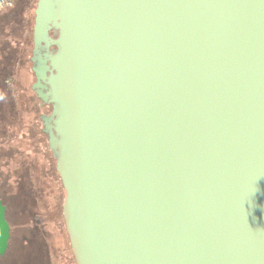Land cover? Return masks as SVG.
Wrapping results in <instances>:
<instances>
[{
	"label": "water",
	"instance_id": "95a60500",
	"mask_svg": "<svg viewBox=\"0 0 264 264\" xmlns=\"http://www.w3.org/2000/svg\"><path fill=\"white\" fill-rule=\"evenodd\" d=\"M33 43L77 264H264V0H38Z\"/></svg>",
	"mask_w": 264,
	"mask_h": 264
},
{
	"label": "rangeland",
	"instance_id": "374dc122",
	"mask_svg": "<svg viewBox=\"0 0 264 264\" xmlns=\"http://www.w3.org/2000/svg\"><path fill=\"white\" fill-rule=\"evenodd\" d=\"M37 2L16 0L0 14V203L10 228L0 264H74L63 214L66 193L43 131V117L52 110L31 89ZM25 243L26 258L15 261Z\"/></svg>",
	"mask_w": 264,
	"mask_h": 264
},
{
	"label": "flooded vegetation",
	"instance_id": "af4514ba",
	"mask_svg": "<svg viewBox=\"0 0 264 264\" xmlns=\"http://www.w3.org/2000/svg\"><path fill=\"white\" fill-rule=\"evenodd\" d=\"M34 1H37V0H34ZM50 36H54V34H53V32H50ZM56 48L55 47H51L50 48V52H53L54 50H55ZM33 50H34V47H33ZM43 53V55H42V57L43 58H45L46 56H47V54L46 53H44V51H42ZM33 56V55H32ZM31 62H32V57H31ZM32 67H33V62H32ZM32 67H31V71H32ZM33 72V71H32ZM33 74H34V77H35V82L33 83V85H35V83H36V76H35V73L33 72ZM33 85H32V91H34V93L36 94V96H37V98L39 99V101H40V105L42 106V107H44V108H46V107H50L51 108V110H53V108L50 106V105H48L47 103H45V101L43 100L44 99V95H45V91H43L42 89H41V87H40V85L38 86V87H36V88H33ZM51 113H52V111H51ZM51 115V114H50ZM49 115V116H50ZM47 119V116H44L43 117V131H44V133L46 134V136L48 137V121L46 120ZM12 132H14V129L13 130H11Z\"/></svg>",
	"mask_w": 264,
	"mask_h": 264
},
{
	"label": "built area",
	"instance_id": "2783aa9c",
	"mask_svg": "<svg viewBox=\"0 0 264 264\" xmlns=\"http://www.w3.org/2000/svg\"><path fill=\"white\" fill-rule=\"evenodd\" d=\"M16 0H0V14L12 9Z\"/></svg>",
	"mask_w": 264,
	"mask_h": 264
},
{
	"label": "crops",
	"instance_id": "0c3cea01",
	"mask_svg": "<svg viewBox=\"0 0 264 264\" xmlns=\"http://www.w3.org/2000/svg\"><path fill=\"white\" fill-rule=\"evenodd\" d=\"M26 246H27V244L25 243L24 245H23V247H25L26 248ZM30 249V245L29 246H27V248L26 249H23V248H21V254L19 253L18 255H16L17 257H15V261H18V257L19 256H21V257H24V258H26V256H27V251ZM17 251V250H16ZM19 252V251H18ZM14 261V260H13Z\"/></svg>",
	"mask_w": 264,
	"mask_h": 264
},
{
	"label": "trees",
	"instance_id": "16d2710c",
	"mask_svg": "<svg viewBox=\"0 0 264 264\" xmlns=\"http://www.w3.org/2000/svg\"><path fill=\"white\" fill-rule=\"evenodd\" d=\"M21 3L23 2V1H20ZM23 4V3H22ZM57 170V169H56ZM63 186V185H62ZM65 197H66V195H65ZM65 221V220H64ZM66 227V226H65ZM66 232H67V229H66ZM67 236H68V233H67ZM68 239H69V236H68ZM69 246H70V250H71V254H72V258H73V262H74V264H77L76 263V261H75V257H74V254H73V251H72V248H71V244H70V239H69ZM65 257H66V255H65ZM67 258H68V256H67ZM63 264H69V262L67 263V262H64ZM71 264V263H70Z\"/></svg>",
	"mask_w": 264,
	"mask_h": 264
}]
</instances>
